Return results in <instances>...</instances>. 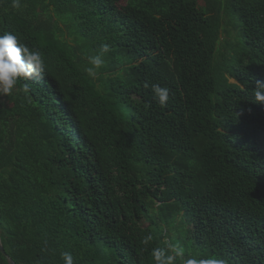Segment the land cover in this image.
Instances as JSON below:
<instances>
[{"label":"trees","instance_id":"1","mask_svg":"<svg viewBox=\"0 0 264 264\" xmlns=\"http://www.w3.org/2000/svg\"><path fill=\"white\" fill-rule=\"evenodd\" d=\"M122 1L0 0L46 61L0 94V264H264V0ZM224 3L242 50L217 67Z\"/></svg>","mask_w":264,"mask_h":264},{"label":"clouds","instance_id":"2","mask_svg":"<svg viewBox=\"0 0 264 264\" xmlns=\"http://www.w3.org/2000/svg\"><path fill=\"white\" fill-rule=\"evenodd\" d=\"M11 6L19 9L21 0H11ZM109 50L110 46L107 43L101 45V52L106 53ZM88 60L90 66L85 71L90 77H95L96 70L103 65L104 61L101 55L90 56ZM45 69L46 61L39 50L30 49L12 32L0 34V94L11 93L20 78L31 80L34 77H40ZM151 88L159 104L166 105L169 100V89L158 84L151 85ZM254 96L257 102H264V82L257 81ZM184 253L183 247L168 244L167 251L156 248L152 255L155 264H177V258L183 260V264H197L195 259H184ZM62 259L64 264H74L73 257L68 252L62 253Z\"/></svg>","mask_w":264,"mask_h":264},{"label":"rangeland","instance_id":"3","mask_svg":"<svg viewBox=\"0 0 264 264\" xmlns=\"http://www.w3.org/2000/svg\"><path fill=\"white\" fill-rule=\"evenodd\" d=\"M224 1L226 2V0ZM127 2L128 0H123L122 4H126ZM204 4V0H200V5L204 6ZM237 19L238 16L233 12L230 4L227 6L226 3H224L221 40L214 58V64L217 67L233 59V56L237 55L242 50V41L238 38L239 35L236 27ZM84 59L89 62L88 57L84 56ZM230 81L235 82L232 78H230ZM6 96L7 95L1 94L2 98H6Z\"/></svg>","mask_w":264,"mask_h":264},{"label":"water","instance_id":"4","mask_svg":"<svg viewBox=\"0 0 264 264\" xmlns=\"http://www.w3.org/2000/svg\"><path fill=\"white\" fill-rule=\"evenodd\" d=\"M0 249L4 254H7V252L3 246V243L1 241V235H0ZM9 260H10V264H17L13 259L10 258Z\"/></svg>","mask_w":264,"mask_h":264}]
</instances>
